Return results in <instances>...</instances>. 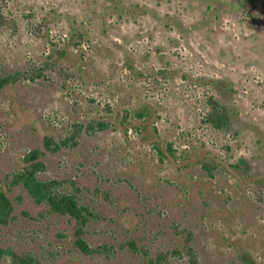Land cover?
I'll return each instance as SVG.
<instances>
[{"label": "rangeland", "instance_id": "rangeland-1", "mask_svg": "<svg viewBox=\"0 0 264 264\" xmlns=\"http://www.w3.org/2000/svg\"><path fill=\"white\" fill-rule=\"evenodd\" d=\"M29 67L0 88V264H264V0H0V77ZM34 149L83 219L19 180Z\"/></svg>", "mask_w": 264, "mask_h": 264}, {"label": "trees", "instance_id": "trees-1", "mask_svg": "<svg viewBox=\"0 0 264 264\" xmlns=\"http://www.w3.org/2000/svg\"><path fill=\"white\" fill-rule=\"evenodd\" d=\"M14 23L16 24L17 21L14 19ZM31 65V64H30ZM30 69H26L25 71H19L15 73H8L6 75H2L0 77V88L4 87L5 85L14 82L15 80L19 79L22 76L30 75L29 79L31 81H35L39 73H35V67ZM23 72V73H22ZM146 114H148L144 110L139 111V116L143 117ZM105 126L103 121L98 120H92L89 121L88 125L86 126L89 130H100ZM62 145L66 144V141H62L61 143L56 142L51 137H46L44 146L46 149L51 151H56L59 149ZM41 149H34L30 152V155L28 156L27 160L30 162L27 169H25L20 175L19 180L23 182L27 190L30 192V194L34 197L35 200L38 202L46 203L52 210L57 211L61 214H67L70 215L76 219L82 218L81 213L79 212V209L77 208V204L72 198L71 195H59L56 193V184L55 181H43L39 179L36 175L37 171L40 170V166L42 162L40 161V156L42 154ZM0 215L5 218L7 216V213L9 212V202L6 199V197L1 193L0 196ZM82 222V220H81ZM80 232L79 230L77 233ZM77 245L81 249L82 247H85L84 241L80 237V233L77 234ZM195 263V261H194ZM12 264H27L26 261H13Z\"/></svg>", "mask_w": 264, "mask_h": 264}]
</instances>
